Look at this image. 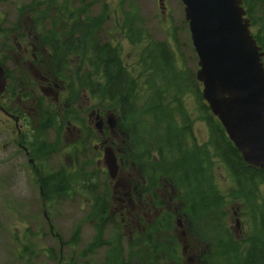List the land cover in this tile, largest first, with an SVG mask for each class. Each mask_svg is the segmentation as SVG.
I'll return each instance as SVG.
<instances>
[{
    "label": "trees",
    "instance_id": "trees-1",
    "mask_svg": "<svg viewBox=\"0 0 264 264\" xmlns=\"http://www.w3.org/2000/svg\"><path fill=\"white\" fill-rule=\"evenodd\" d=\"M78 1V9L71 10L73 0H31L29 4L16 8L18 19L13 28L0 30L3 41L9 46L7 50L20 54L16 46L21 43L17 37L25 41L24 25L29 21L38 27L44 19L48 20L43 22L49 23L48 29H42L41 26L35 28L39 34L38 47L46 51V54L39 55V63L45 71L54 75L55 81L61 84V87L66 86L69 89L66 90V96L60 92L63 95L61 101H58V106H54L56 109L52 104L46 106L45 124L50 121V117H79L78 113L72 115L75 113V104L82 105L83 102L85 108L89 104L86 102L87 95L91 96L92 107L99 110L108 100L109 113L116 114L119 109L120 122L124 124L130 137V146L124 150L123 159L133 164L132 169L135 168L138 175L145 178L144 185L137 184V181L133 182V185H137L141 196L150 195L158 200L168 194L175 201L173 206L176 212L173 215L167 214L166 211L161 212L156 222L147 229L150 235L169 231L167 246H176L180 238L177 236V230L171 231L175 228V219L190 222L194 226L193 235L196 237L198 227L203 223L209 226L205 233L211 232L215 243L217 234L221 237V243L217 246H212L211 242L204 240L200 245L197 244L198 248H206L205 254L200 255L203 264H211L210 260L216 251L213 253L212 249L219 246L223 251L228 250L221 253L223 255L233 251L229 250L232 233L226 225V208L230 203H240L251 217L252 231H260L261 235L260 238L254 235V241L249 245L246 254L239 248L233 253L238 255L240 264H264V192L261 191L264 189V171L248 167L242 162L219 122L202 104V120L208 127L210 137L204 145H196L191 135V122L185 113L186 110L181 107L189 85L183 81L180 74L183 72L178 70L179 67L176 68L174 62L169 61L170 55L164 45L158 42L146 43L140 54L149 57L140 61V69L133 70L132 65L127 68L125 63L121 62V46L114 41L115 33L119 30L117 26H120L121 22L124 23L123 21H135L137 24L141 22L134 4H130V12H124L119 19L117 12L122 7L123 0L119 1L117 8L103 4L97 15L90 12L85 14V8H90V4L84 5ZM242 5L250 21L253 37L264 53V0H242ZM108 22L114 26L111 37L107 34L105 39H101L100 34ZM134 34V29L121 28V36L125 38L126 35L132 45L137 42V36ZM8 35L17 36L9 41ZM140 38L145 39L141 32ZM157 55L164 58L163 66L167 69L166 73L169 72L173 76L172 82H169V75L163 76V80L155 81L150 63ZM67 69L74 70L75 77H68ZM22 70L25 71V68ZM193 91L197 101L202 102L198 89L194 88ZM169 98H172L171 104L167 100ZM62 105L69 106L71 112H58ZM52 110H55V113H52ZM167 120H171L172 124ZM151 151L156 153L157 163L152 162ZM211 158L224 165L232 181L234 180L236 190H221L216 182L214 162H211ZM61 175L64 177L62 173L38 176L42 201L49 202L50 196L55 194L53 183L62 181ZM72 175L70 172L66 174L69 179ZM90 178L93 182V177ZM74 183H80L82 186L85 185V180L78 175ZM66 191H71V187L66 184L62 187L61 184L57 195L63 196ZM108 196L107 192L105 197ZM156 206L163 208L164 204ZM157 242L151 244L153 252L152 261L149 263L156 264L153 257L157 252L163 254L162 260L156 261L157 264H167L170 260L175 263L178 253L175 250L168 251L167 247L163 249L161 245L158 247ZM104 243L108 247L117 246V243L107 240ZM133 248L134 244L130 243L131 252ZM177 260L178 263L175 264H179L180 259ZM115 264L125 263L119 260Z\"/></svg>",
    "mask_w": 264,
    "mask_h": 264
},
{
    "label": "rangeland",
    "instance_id": "rangeland-1",
    "mask_svg": "<svg viewBox=\"0 0 264 264\" xmlns=\"http://www.w3.org/2000/svg\"><path fill=\"white\" fill-rule=\"evenodd\" d=\"M80 1L84 5L90 4V8L84 7L85 14L90 12L92 15H97L103 4L109 5L110 8H117L120 0ZM30 2L31 0H0V30L13 28L18 19L16 8ZM78 3V0H73L71 10H74ZM163 3L165 5L164 15H162L163 11L159 8L157 0H123V5L117 12L119 19L124 12H130L129 6L134 4L141 22L138 24L135 21L121 22L120 26H117L119 30L115 33L116 40L114 41L121 46L122 60L126 64H132L142 52L146 41L142 42L140 46L134 47L129 43L126 35L125 38L121 36V28H129V25L134 24L135 27L131 29H140L145 40L149 43L160 42L167 45L166 40H169L172 45V48H168L170 50L169 55L173 56V58L169 57V61H173L176 68L179 67L178 70L183 72L180 73L183 81L185 80L189 85V90L182 99V107L186 110L185 113L191 122L193 140L196 145L201 146L208 142L210 133L206 123L202 120L201 109L196 103L197 99L193 91L194 88L198 89L200 87L195 79L198 69L197 57L192 47L188 26L184 20L183 5L179 0H163ZM43 22H48V20L44 19ZM43 22L40 23L45 25L42 26V29H48L49 23ZM126 22H129L128 26ZM113 28L111 22L106 23L100 34L101 39H105L107 34L108 37H111ZM15 36L17 35H8L7 39L12 41ZM17 39L23 44L19 36ZM8 47L0 35V61H2L0 67L4 71L5 79H8L9 76L16 77L15 73L17 72L15 63L18 61V55L13 53V50L8 51ZM164 61V58L157 55L155 60L150 63L151 70L155 74V81L157 79L163 80V76L169 75V82H172L174 78L169 72L166 73L167 69L163 66ZM66 71L68 77H75L74 70L67 69ZM28 79L29 76H27ZM11 83L12 80L7 83V87ZM64 88V95H66V90L69 88L66 86ZM61 96L58 94L60 101ZM87 98L91 100L90 95H87ZM51 106L56 109L54 105ZM82 106L83 102L82 105L76 103L75 113L72 115H77V112L81 115ZM67 110L71 112L69 106L62 105L59 107L58 112H66ZM92 111L95 112L93 107L86 113L89 115ZM51 112L55 113V110ZM87 117L91 118L93 123L99 122L96 121L97 113L89 116L85 115V125ZM50 118V121L46 124L43 122H40L39 125L35 124V132L32 131V128H29V131H32L31 136L36 145L39 142L42 145L43 151L41 153L43 157L39 155L41 174L44 177L55 173L64 175V177L61 175L62 181L59 180L53 183L55 194L50 196L49 202L44 201L43 203L39 195L38 182L36 183L38 178L37 176L35 178L30 172L23 150L17 145H11L12 141L15 144H20V138L13 136V129L5 132V128L12 125V123L5 124L2 122L5 124L4 130L1 129L2 124L0 125V264H115L119 260L124 261L125 264H149V261H152L153 250L151 244L154 241H158V247L161 245L163 249L166 247L171 248L180 256L182 253L180 243L179 246H167L166 240L170 236L169 231L157 232L151 236L147 230L149 226L146 228L147 237H144L140 244H137L139 242V237H137L136 241L131 242L134 244V248L132 249L133 252L130 251L129 239L133 236L130 237L126 229L120 227L122 218H107L109 215L108 210L114 208L112 192L115 178L111 179L109 177L108 172L105 171L106 167L104 168L102 164L101 157H95L91 151L81 154L68 150L67 145H76L78 141V135L72 131L68 132L66 129L69 122L73 123L74 118L72 116L67 118L62 115L58 118ZM101 118L105 119V116L102 115ZM68 127L71 128L72 125ZM39 130L42 133L38 134ZM37 134L40 136L39 140ZM60 145L62 146L61 150H59ZM32 157L35 158L34 153ZM151 157L153 163L158 162L155 152L151 151ZM212 160L216 182L221 190L230 191L234 189L235 183L224 165L220 161L217 163L215 159L211 158V162ZM72 161L76 166L74 173L70 169ZM69 172L73 174L70 179L66 176ZM77 174L83 177L85 185L81 186L80 183H74V179L78 177ZM90 176L93 177V182ZM120 178L126 190L127 186L131 188L130 182L136 183V181H139V183H142L145 180V178L139 177L136 171L131 172V177L128 180L127 175L124 173ZM61 184L62 187L63 184L71 187V191H66L64 195L62 194L63 196L57 195ZM261 191L263 193L264 189H261ZM107 192L108 198L105 197ZM114 192L115 198H120L123 188L117 186ZM174 203L173 199V205ZM173 205L174 214L176 209ZM160 210L161 212L166 211L164 207ZM226 211L229 217L226 225L230 229L234 227V213L239 214V218L244 216L242 219L244 221L250 216L247 209L240 203H230ZM166 212L172 214L169 211ZM245 215L247 219H245ZM180 224L181 220L178 225L175 219V228H172L171 231H182L179 228ZM206 228H209V226L202 223L200 231L197 232L200 236L198 243L190 237L193 247L192 250L188 251V257H197V244L200 245L202 240L211 242L212 246L216 245L213 234L211 232L205 233ZM144 233L141 231L140 234L144 235ZM255 234L260 238V231H256ZM106 240L117 243V246L108 247L104 243ZM71 242L75 243L69 245ZM225 251L221 249L216 251L217 264H239L237 254L232 251L227 252L225 255L221 254ZM154 258L160 261L163 254L157 252ZM175 263H178V261H175ZM175 263L171 262L170 264ZM182 263H185V258L180 259L179 264ZM194 264L200 263L194 259Z\"/></svg>",
    "mask_w": 264,
    "mask_h": 264
},
{
    "label": "flooded vegetation",
    "instance_id": "flooded-vegetation-1",
    "mask_svg": "<svg viewBox=\"0 0 264 264\" xmlns=\"http://www.w3.org/2000/svg\"><path fill=\"white\" fill-rule=\"evenodd\" d=\"M158 3V0H157ZM163 3V0H162ZM159 6V5H158ZM162 7L165 8L164 3L162 4ZM78 8L75 7L74 10H77ZM163 14V13H162ZM165 14V11H164ZM163 14V15H164ZM121 19V18H120ZM40 26H45L44 24H40ZM40 26L36 27L33 24H30L29 21L27 24L24 25L25 30V38L23 44H19L17 47V50L20 55H18V61L15 63V69L17 68V72L15 73L14 78L8 77L6 79V87L5 91L0 95V125L2 126L1 129L4 130L5 124L11 122L12 125H8L7 128H5V132H8L12 130V134L14 137L20 138V144H15L13 141L11 142V145L15 146L17 145L20 147L26 158H27V164L29 165L30 172L32 174L40 175L41 171L39 168L40 164V156H42L41 153V147L42 145L39 144L36 145L35 140L31 136V132H35L36 129L34 128V125H39L40 122H43L45 124L46 121V114H45V108L47 105L52 104L53 102L60 101L58 94L60 92L65 93V88L61 87V84H58L55 79L54 75L49 72L45 71L43 66L39 63V55L46 54V51L44 49H40L38 47V39L37 36L38 31L35 30V28H39ZM135 27L134 24L129 25V28ZM135 34L137 36V42L134 43V47H138L141 45L142 42L147 40L140 38V32L141 30L138 28H134ZM130 42V39H127ZM167 41V45L165 43H160L166 47V50L169 52V47L172 48L171 43L169 40ZM17 45V44H16ZM132 45V44H131ZM149 56H145L142 54H139L136 57V60L132 64H126L121 57V62L129 68L131 65L134 69H140L142 67L140 61L142 59H147ZM155 58V57H153ZM170 58H173V56L170 55ZM139 62V63H138ZM25 68V71L22 69ZM27 76H29L30 80H27ZM139 78V77H136ZM12 80V83L7 87V83ZM149 80V79H148ZM156 83V82H155ZM198 86L199 83H197ZM198 91L200 92V87H198ZM55 92V93H54ZM53 93V97H49L47 95H51ZM201 94V92H200ZM196 95V94H195ZM66 96V95H65ZM197 99V96H196ZM171 104L172 98L167 99ZM86 102L89 104L86 105L85 108H83V111L81 113V117H76L73 119V123H70L69 125H72L71 128H69L67 125V131L75 132L78 135V141L76 145H67L68 150H73L74 153L79 152L81 154H86L89 151L94 153L95 157H101L102 164L105 168L104 164V153L106 150H110L115 159L117 164V174L114 180V187L112 195L114 196L113 202H114V208L109 209V215L107 218L113 219V218H122L121 219V226L126 229L128 232V235L130 237L133 236V233H138L139 242L137 244H140L145 236H143L141 231H145L147 226H151L156 222L157 217L160 215V208H158L156 205H160V203L164 204V209L166 211H169L173 214V199L170 197L171 195H166V197L161 199H153L150 195L148 196H141V194L138 192L137 185H133V182H130V186H127V190L125 186L121 182V175L124 173L127 175V180L131 177V172L136 171V174L139 173L134 168L132 169L133 164H129L125 162L123 157L125 156V151L130 146V137L127 131L125 130L124 124L120 122V113L119 109H117V113L111 115L108 111L109 107V101H105V104L103 105V108L101 110L94 109L95 112H90L91 114H96V121H99L98 123H93L91 121V118L87 117L86 119V125L84 116H89L86 112L88 110L92 109V102L90 99H86ZM197 105L199 107L205 106L204 102L196 101ZM200 103V105H199ZM55 105V103H53ZM182 107V106H181ZM183 109V107H182ZM87 110V111H86ZM79 113V112H78ZM105 116V119L101 118ZM169 124H172L171 120H167ZM4 122V123H2ZM29 128H32V131H29ZM22 132L24 133L22 135ZM42 133L41 130H39L38 134ZM37 134V139L39 140L40 136ZM62 149V146H59V150ZM81 149V152H80ZM90 149V150H89ZM33 153L35 154V158L32 157ZM43 157V156H42ZM96 164L97 161L95 160ZM99 167V164H97ZM71 172L74 173L76 171L75 163L71 162ZM106 171V169H105ZM107 173V171H106ZM140 177V176H139ZM135 183V182H134ZM137 184H143L139 183L137 181ZM117 186H121L123 188V193L121 194L120 198H115V189ZM126 190V191H125ZM236 190V189H235ZM235 219H234V227L231 228L232 233V242L229 246V250H233L237 252L238 248L243 254H246V251L248 250L249 245L254 241V235L255 232L252 231V221L251 217L248 216V219L246 221L242 220L243 217L239 218V214L234 213ZM226 221H229V217L226 216ZM181 219H176V224ZM179 225V224H178ZM200 226L198 227V230L200 231ZM181 231H177V236L180 238L181 241H179L180 245L184 248H186L185 253H181L180 256L176 258L177 259H184L185 263L182 264H194V259L199 261L200 264H203V261L200 257V255L205 254L206 248L200 247L196 251V258L188 257V251L192 250L193 244L190 240V237L193 241L199 242L200 236L198 234V237L194 236V226L190 224V222L186 220H181V224L179 226ZM253 232V233H252ZM136 237V238H137ZM135 238V241H136ZM129 241H132V238L129 239ZM178 243V246H179ZM221 243V237L217 234V244ZM181 247V250H182ZM220 249L218 246L217 249H213L214 251ZM153 250V249H152ZM168 251H172L171 248L168 249ZM215 253L213 254V259L210 260L211 264H217V260L215 259ZM232 251V252H233ZM172 253V252H168ZM140 255V254H139ZM141 259V257H140ZM157 259V258H156ZM153 257V262L157 264V260ZM173 262L172 260L168 261L167 264H170ZM149 264H153L152 262Z\"/></svg>",
    "mask_w": 264,
    "mask_h": 264
},
{
    "label": "water",
    "instance_id": "water-1",
    "mask_svg": "<svg viewBox=\"0 0 264 264\" xmlns=\"http://www.w3.org/2000/svg\"><path fill=\"white\" fill-rule=\"evenodd\" d=\"M179 1L197 57L195 78L202 99L242 162L264 171V53L252 35L242 1ZM4 88L0 67V94ZM104 164L114 179L117 164L110 150L104 153Z\"/></svg>",
    "mask_w": 264,
    "mask_h": 264
},
{
    "label": "bare ground",
    "instance_id": "bare-ground-1",
    "mask_svg": "<svg viewBox=\"0 0 264 264\" xmlns=\"http://www.w3.org/2000/svg\"><path fill=\"white\" fill-rule=\"evenodd\" d=\"M46 165V164H45ZM46 167H47V165H46ZM47 169V168H46ZM234 181V180H233ZM237 263V262H236ZM240 264V263H239Z\"/></svg>",
    "mask_w": 264,
    "mask_h": 264
}]
</instances>
